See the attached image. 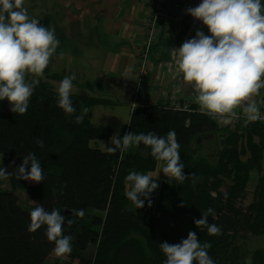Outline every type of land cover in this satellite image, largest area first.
I'll use <instances>...</instances> for the list:
<instances>
[{
  "label": "trees",
  "instance_id": "obj_1",
  "mask_svg": "<svg viewBox=\"0 0 264 264\" xmlns=\"http://www.w3.org/2000/svg\"><path fill=\"white\" fill-rule=\"evenodd\" d=\"M58 40L57 53L63 46L62 39ZM65 76L68 73L53 74L47 80L61 82ZM70 98L76 112L67 115L58 107L59 97L52 86L40 81L26 114H6L2 111L8 101H0L2 166L14 171L23 156L32 152L40 160L45 177L35 185L15 176L0 179V185L4 180L9 185V189L0 191V264H44L53 252L54 243L46 238V226L29 231L30 212L37 203L46 211H60L66 221H74L70 226L66 221L64 224L65 235L72 237V251L63 264H164L166 257L159 245L172 244V235L158 230L164 219L182 224L184 235L196 232L202 244L210 243L208 252L216 264H238L237 257L243 249L233 246L232 235L236 232L264 236L261 123L248 121L220 129L209 115H189L163 104L132 109L121 137L125 132L166 136L174 130L187 177L182 183L172 178L158 183L150 196L151 206L146 200L143 208L136 209L125 195L126 175L131 171L153 173L163 162L156 161L151 149L143 144L124 152L117 149L115 153L91 148V142L107 140L111 132L91 123L90 109L110 103L84 96ZM84 107L89 109L87 113L82 112ZM196 108L193 105L192 109ZM78 115H83L81 123H76ZM208 134L215 135L223 145L215 164L196 153L199 145L195 140ZM38 140L43 141L42 148L38 147ZM251 173L259 174L252 203L245 210L236 208L237 201L246 194ZM19 191H24L33 204L30 210L21 208L16 197ZM208 208L215 210V218L209 215L208 224L219 226L220 235L210 236L207 226L194 224ZM79 209L85 212L83 218L73 215V210ZM251 260L252 264H264V251L255 250Z\"/></svg>",
  "mask_w": 264,
  "mask_h": 264
},
{
  "label": "clouds",
  "instance_id": "obj_2",
  "mask_svg": "<svg viewBox=\"0 0 264 264\" xmlns=\"http://www.w3.org/2000/svg\"><path fill=\"white\" fill-rule=\"evenodd\" d=\"M187 14L200 21L209 34L197 30L194 38L172 51L183 81L192 85L197 93L195 102L200 110L213 118H221L224 124L238 118L237 109L242 110L246 121L262 119L260 106L252 99L264 88V5L261 0H201L198 6L187 9ZM54 33L55 29L50 30L38 19L29 17L24 0H0V101L7 100L13 113L26 114L33 90L60 44ZM29 75L33 77L30 83L26 81ZM75 79V73L65 76L57 90L58 107L67 115L76 112L70 98ZM88 111L87 107L82 109L83 113ZM82 121L83 115L76 116V123ZM111 142L112 147L108 148L111 153L143 144L151 149L156 161L163 162L162 172L166 177L180 183L187 178L174 130H169L166 136L125 132L121 137L117 132ZM37 145L42 148L43 141L38 140ZM2 160L3 155H0V179L15 176L36 184L45 179L35 153L23 156L20 166L11 172L2 166ZM157 175L154 178L152 173L136 171L126 175L125 195L136 209L143 208L146 200L151 206L150 196L158 188ZM73 215L83 218L85 212L73 210ZM209 215L215 218L213 208L195 219V226H207L210 236L220 235L219 226L208 224ZM65 221L60 211H46L37 203L30 212L29 231L46 226L45 235L54 243V254L65 257L72 251V237L64 233ZM66 222L69 226L74 223L71 219ZM159 247L166 257L164 264H216L208 252L211 244H202L196 232L190 231L187 238L177 244L163 242ZM244 264H252L251 257H247Z\"/></svg>",
  "mask_w": 264,
  "mask_h": 264
},
{
  "label": "rangeland",
  "instance_id": "obj_3",
  "mask_svg": "<svg viewBox=\"0 0 264 264\" xmlns=\"http://www.w3.org/2000/svg\"><path fill=\"white\" fill-rule=\"evenodd\" d=\"M106 1L107 0H24V7L27 9L29 17L38 19L41 25L50 30L55 29V36L57 39H62V44L64 46L61 47L59 53L56 52V54L51 58L49 66L44 70L43 77L39 78V80L49 83L52 86L53 91L58 94L57 90L60 82L47 80V77L49 75L60 74L63 72L68 73V75L75 73L76 79L73 81L71 95L103 99L110 103L105 104L106 106L95 105L90 109L91 123L94 126L107 127L110 130L109 132H111L110 137L107 140H96L89 144L91 148L98 149L103 153L108 152V148L112 147L111 137L114 134L119 132V135L121 136V130L128 124L130 109L132 110L135 108L145 107H132V102L126 94L118 95V93L110 90L113 88L116 89L121 85H125L130 88L128 93L129 95H131L130 93L134 90V95L138 94L139 97L140 95H143V92H145V76L143 80L140 77V75L144 74V70H142L144 68L140 66L139 60H137L138 64L133 75L130 74V69H132L131 63L128 69L129 71L126 72L125 69L128 66L126 59L122 58L120 53L113 48V46L116 45H118L116 48L120 45H127L128 47H131L133 39H131L127 34L118 39L108 34L111 24L110 17L106 15L102 16L101 12L100 15L96 13L102 11V9L99 8L102 5L105 7L104 3ZM148 1L150 0H140L137 5H143L144 3L148 4ZM156 1L157 0L150 1L152 3V7L155 6ZM261 2L264 1L261 0ZM128 3L129 0H120L116 4L117 12L114 21H117L118 24L113 28V31L115 32H117L119 28H123L122 25L130 26L132 29L134 26H138L132 24V13H135L137 10V8L135 9V7H137L136 3L133 0H131L129 4ZM127 4L129 7H126ZM155 7H157V5ZM155 7H153L151 13L142 20L143 26L140 27L144 29V36L143 38H136L137 43L139 41L141 42L140 45H138V54H141V50L145 47L144 43H147L145 39L147 37L148 26H151L153 22H156V17L153 16L155 13ZM161 7L163 17L158 18V27H160L162 23H164V25L167 24L169 21L168 16L165 15L166 11L164 7V0L161 1ZM126 11H130V17L123 20L121 18L124 16ZM137 29L139 31V28ZM160 35L161 33H158L151 43V51L156 43L159 42ZM110 48L114 49L113 52ZM61 53L63 54L61 55ZM151 54L152 53H150V55ZM32 79L33 77L29 75L27 76L26 81L30 83ZM115 83L116 85L111 88V85H114ZM137 85H140V91L136 90ZM263 90L264 88H262L260 92ZM255 96L258 98L259 94ZM184 102L185 104H190L191 109L193 108V105L197 106L193 113L205 116L202 112L197 111V109H199V105L195 101L190 102V100H188ZM262 102H264V100ZM154 103V101H150V104ZM2 112L6 114H10L12 112L10 110L9 102L4 104ZM181 112L186 113L184 109H182ZM260 112L261 114L264 113V105L260 107ZM237 113L238 118L233 119L228 124H224L222 119L219 117L215 118L219 125L218 127L221 129L227 127L228 125L248 122L246 121L241 109H237ZM255 122L261 123L264 127V119H260ZM231 130H233V128H231ZM195 141L199 145L198 151L196 152L197 156L206 157L212 164H215L217 161L218 151L220 147L223 146L222 141H219L215 135L211 134L199 137ZM162 164L163 163H159L158 166H156L157 168L155 172L152 173L154 178L158 174L155 182L160 184L162 182H169L170 180V178L166 177V175L162 172ZM256 174L257 173H251V179L247 187L246 194L242 199L237 201L236 208L245 210L252 203L254 183L257 181L256 179L259 175ZM27 182L31 185H35L33 182ZM225 188L226 186L221 188V190L224 191ZM6 189H9V185L7 181L4 180L0 185V191ZM16 195L22 209L30 210V208H32L33 204L28 200L24 191L16 192ZM182 226V224L172 222V220L164 219L159 222L158 230L169 232L172 235V244H177L186 239L188 235H184L185 228ZM237 234L238 233L236 232L232 235V237H235V239L232 240L234 242L233 246H241L240 249H243V251L241 250L242 255L237 257L238 264H244L245 259L247 257H251V253L255 250L264 251V236H252L249 233L241 232L239 235ZM65 262H68L66 257H57L54 252H52L44 264H63ZM73 264H77V261H74Z\"/></svg>",
  "mask_w": 264,
  "mask_h": 264
},
{
  "label": "crops",
  "instance_id": "obj_4",
  "mask_svg": "<svg viewBox=\"0 0 264 264\" xmlns=\"http://www.w3.org/2000/svg\"><path fill=\"white\" fill-rule=\"evenodd\" d=\"M118 1L120 0H107L104 3L105 7L102 5L99 8L102 9V11L96 13L100 15L101 12L102 16L106 15L110 17L111 24L108 34L116 39L122 38L127 34L133 39L131 47L120 45L116 48L118 45L113 46V48L120 53L122 58L126 59L128 65L125 69L126 72L129 71L128 69L131 63L132 69H130V74L133 75L138 64L137 60L140 59L138 57L140 54H138L137 49L141 42L139 41L137 43L136 38H143L144 36V29L140 26H143L142 20L146 18L153 9L152 3L150 2L152 0L148 1V4L144 3L143 5H137L140 0H133L136 3L137 7H135V9L137 8V10L135 13H132V24L138 26H134L132 29L130 26L122 25L123 28H119V30L115 32L113 28L118 24L117 21H114L117 12L116 4ZM130 1L131 0H129V3ZM200 2L201 0H164L165 15L168 16L169 21L165 25L162 23L159 27L161 30L160 40L152 49V54L148 61V72L144 80L145 92L142 93L143 95L135 97L134 90H132L130 93L131 95H129L130 88L125 85H121L115 89L113 87L116 83L111 85L113 89L110 90L118 93V95L126 94L132 102V107L135 105L136 107L153 105L150 104V101H154V104H163L170 108H176L183 105L185 103L184 101H195L197 93H195L192 85L186 84L183 81V76L178 70L172 50L179 49L184 41L194 38L197 30L204 32L205 35L209 34L208 29L203 26L200 21L195 20L194 22V18L187 14V9L196 7ZM128 4L126 7H129ZM126 12V15L124 14L121 19L124 20L130 17V11ZM200 27L203 29H199ZM137 28H139V31ZM113 48H110L112 52L114 50ZM263 91L259 92L258 98L256 96L252 98L258 102L260 107L264 105V102H262L264 100Z\"/></svg>",
  "mask_w": 264,
  "mask_h": 264
},
{
  "label": "built area",
  "instance_id": "obj_5",
  "mask_svg": "<svg viewBox=\"0 0 264 264\" xmlns=\"http://www.w3.org/2000/svg\"><path fill=\"white\" fill-rule=\"evenodd\" d=\"M161 1L162 0H157L156 3H155V6L157 5V7L153 6V7H155V13H154L153 16L156 17V22L155 23L153 22L151 24V26H148L147 37L145 39V41H147V43H144L145 47H144L143 50H141L140 56H138L140 58L139 59L140 66H142V68H144V69H142V70H144L143 71L144 74L143 75H140V77L142 78V80H143L144 76H146V74L148 72V69H147L148 68V61H149V58H150V53L152 52L151 51V47H152V44L151 43L155 39V36L158 33H160V29H159V27L157 25V20H158V18H162L163 17V14L161 13V11H162ZM139 86L140 85H137L136 86V90L137 91H140V87ZM137 96H138V94H135V97H137ZM191 101H194V100H190V102ZM182 109H184L189 114L194 112V110H192L190 108V104L188 105V103L187 104L184 103L183 105L174 108V110H176V111H181ZM197 111L202 112L200 110V107H199V109H197ZM202 113L204 115H207L204 112H202ZM262 119H264V113L262 114Z\"/></svg>",
  "mask_w": 264,
  "mask_h": 264
}]
</instances>
